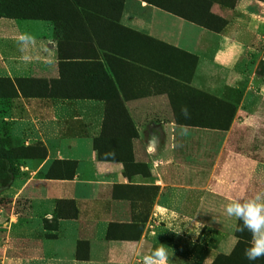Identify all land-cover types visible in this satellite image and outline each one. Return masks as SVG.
I'll return each mask as SVG.
<instances>
[{"label": "crops", "instance_id": "crops-1", "mask_svg": "<svg viewBox=\"0 0 264 264\" xmlns=\"http://www.w3.org/2000/svg\"><path fill=\"white\" fill-rule=\"evenodd\" d=\"M210 13L227 21L221 32L143 0H123L117 23L83 13L95 46L86 44L87 51L98 54L102 64L83 69L66 59L78 53L80 44L68 41L60 47L52 23L0 17V78L53 81L61 94H95L103 76L114 75L137 132L130 139L133 162L148 171L145 176L130 170L128 178L121 162L97 159L93 141L102 130L104 101L64 95L13 100L35 135L23 144L41 143L47 157L35 161L32 172L27 168L31 176L22 175L18 188L35 202L25 211L27 221L35 220V237L9 241L1 264H141L160 244L167 248L168 264H212L217 256L230 255L238 241L235 217L216 220L227 233L204 255L197 252L200 222L187 215H227L229 201L264 192V0H237L232 9L215 3ZM21 34L34 39L21 47ZM155 73L235 105L229 128L156 121L163 117L160 105L166 106V99L155 94L165 84ZM182 128L187 135H181ZM115 143L104 141L102 148L122 145ZM54 161L76 162L73 178H45ZM147 199L150 216L142 222L141 204ZM58 201H73L76 218H57Z\"/></svg>", "mask_w": 264, "mask_h": 264}, {"label": "trees", "instance_id": "trees-1", "mask_svg": "<svg viewBox=\"0 0 264 264\" xmlns=\"http://www.w3.org/2000/svg\"><path fill=\"white\" fill-rule=\"evenodd\" d=\"M143 1L206 30L219 33L225 28L227 21L211 14V6L216 3L222 8L232 9L237 0ZM122 8L123 0H0V17L19 21L32 20L52 23L57 32L55 36L60 47L64 43H68V41L80 44V47L77 49L78 53L66 59L75 60L73 64L78 67L77 69H83L85 64L99 65L100 67L102 64L98 59V54L95 56L87 51L86 44H88L89 48L93 49H95V46L82 19V14L99 15L111 23H117L119 22ZM104 59L110 67V57L104 55ZM154 76H156L157 81H164L166 84L162 86L161 83H158L160 88L166 89V94L173 110L172 119L175 124L218 130H227L229 128L235 114V105L219 100L206 93L196 91L189 86L158 73H155ZM103 78L105 81H102L101 86L98 84V87H95V94L86 93L83 90H81L82 92L78 91V93L74 94H61L56 91V87L53 86V81L34 78L15 79L11 81L10 79L0 78V101H13L18 98H54L62 97L61 95L68 98H95L104 101L105 112L102 130L99 137L93 141V149L96 152L97 159L100 161L121 162L124 168V174L128 178L132 173H130V170L148 176V171L145 166L134 164L133 162L130 139L137 138V132L119 96L117 85L114 83L115 77L113 75L110 78L106 74ZM157 92L161 91H156V94ZM184 95H186L185 98L187 97L191 100L186 105L192 108L191 112H202L201 115H196V121H193L192 118L184 119L178 115L176 105L179 103V100L182 101L181 98ZM193 97L197 98L198 101L195 102ZM193 102L201 107H194ZM116 126L122 127L123 130H115ZM109 140L113 141L114 145L116 144L115 141H117V143H121L123 146L120 145L119 148H102V143ZM13 141L15 140L9 138L0 139V191L10 188L17 177V170L11 161H42L47 157V151L41 143H33L29 146L20 144L18 148L12 149L13 147H9L13 144ZM75 169L76 162L54 161L49 166L45 178L71 180L74 176ZM55 210L57 218L74 219L77 216V209L73 201H58ZM62 210H68L69 213L67 215L62 214ZM240 223V221L237 222L238 226ZM142 227V223L137 226L139 229L138 236L141 233ZM235 236L239 240L230 255L226 257L217 256L212 264H264V258L249 261L244 256V250L249 247L251 241L249 232L244 231L241 233L235 230Z\"/></svg>", "mask_w": 264, "mask_h": 264}, {"label": "rangeland", "instance_id": "rangeland-1", "mask_svg": "<svg viewBox=\"0 0 264 264\" xmlns=\"http://www.w3.org/2000/svg\"><path fill=\"white\" fill-rule=\"evenodd\" d=\"M236 22L238 24L248 25V23H244L242 21L237 20ZM249 24L252 26V28H254L253 23H249ZM258 25L259 24L257 23L256 26ZM258 66L262 70L263 66L262 65H258ZM157 91H161V92H157V94L155 93L157 96L165 97L166 106L162 107L160 105V108L163 110L162 111L163 117H159L158 119H156V121H161V120L173 121L172 119L173 110L171 108L168 96L166 94V89L159 88L157 89ZM185 96L186 95H184L181 98L182 101L179 100V103L176 105L178 115L182 118L184 117L181 115V107L186 106L191 101L190 98L187 97L185 98ZM251 96L252 94H248L247 99H250ZM193 98L195 102L198 101L197 98L195 97ZM180 104L181 106H179ZM193 106L199 108L201 107L194 102H193ZM187 108L191 115L190 119L192 118L193 121H196L197 118L196 115L199 116L201 115L202 112L197 111L193 113L191 112L192 109L191 107L187 106ZM20 109L21 107L19 105V102L17 101H13V102L0 101V139L9 138L15 140L13 141V144H11L9 147V148L13 147L12 149L18 148V146L20 144H23V142L27 138H31V139L35 138L33 130L31 129V127H28L29 124H27V122L22 123V120L26 121L27 118L25 117V115H23ZM7 117H10L12 119V122L6 121L5 119ZM21 123L23 127H21ZM11 163H13L14 168L17 170V177L8 190L4 192H0V257H4V251L9 241L16 238L17 239L23 238L26 236H30L34 238L36 232L35 220L33 219L32 221H27L25 218L26 216L25 211L26 210L29 211V209L33 210L36 206L35 202L33 200L31 201L29 198H27L24 195L21 196L18 193L19 190L18 188L20 187L21 183L25 181L24 180L25 175H27V178L31 176V173L26 172L27 168L32 172L33 170L36 169L37 164L35 163V161H27V160H16V161H11ZM22 175L24 179L21 178ZM204 201L208 202L209 204L211 203L210 199H204ZM141 205L143 206L144 208L143 210L145 212L141 214L140 218L142 222L143 221L145 222L150 216L149 213H150L151 205H149L148 199L146 202H143ZM187 216L191 218H196L200 222V226H199L200 234L197 238V242L200 244L197 246V252L204 255L211 254V248L213 247V243L223 238L227 233L226 229H222V228L219 229V226L215 224L216 220L219 219L220 223L222 221L226 223L229 216L222 214L218 215V214L207 213L206 211L199 213L197 215L189 214ZM236 220L237 219L235 218L233 230L234 229L236 230L238 226L237 224L238 220L237 222Z\"/></svg>", "mask_w": 264, "mask_h": 264}, {"label": "clouds", "instance_id": "clouds-1", "mask_svg": "<svg viewBox=\"0 0 264 264\" xmlns=\"http://www.w3.org/2000/svg\"><path fill=\"white\" fill-rule=\"evenodd\" d=\"M34 38L28 34H21L18 44L23 47ZM27 59V57H24ZM181 115L190 118L187 106L181 107ZM188 129L182 128L181 135H187ZM114 155V153H112ZM225 213L240 221L237 232L247 231L251 235L249 247L245 248L244 256L249 261L264 258V192H258L247 199H233L225 206ZM169 253L165 245L160 244L148 255L142 258L141 264H168Z\"/></svg>", "mask_w": 264, "mask_h": 264}]
</instances>
